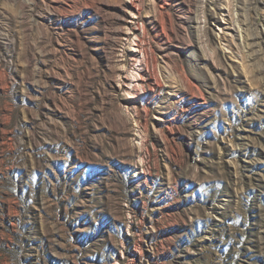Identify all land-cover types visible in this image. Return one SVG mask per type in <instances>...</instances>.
I'll list each match as a JSON object with an SVG mask.
<instances>
[{
  "label": "rangeland",
  "instance_id": "rangeland-1",
  "mask_svg": "<svg viewBox=\"0 0 264 264\" xmlns=\"http://www.w3.org/2000/svg\"><path fill=\"white\" fill-rule=\"evenodd\" d=\"M0 264H264V0H0Z\"/></svg>",
  "mask_w": 264,
  "mask_h": 264
}]
</instances>
